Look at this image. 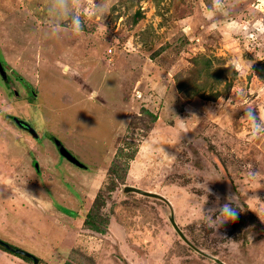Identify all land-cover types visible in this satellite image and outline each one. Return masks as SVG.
Segmentation results:
<instances>
[{"label": "rangeland", "instance_id": "rangeland-1", "mask_svg": "<svg viewBox=\"0 0 264 264\" xmlns=\"http://www.w3.org/2000/svg\"><path fill=\"white\" fill-rule=\"evenodd\" d=\"M59 2L0 0V239L38 264H264V132L242 120L264 118V0Z\"/></svg>", "mask_w": 264, "mask_h": 264}, {"label": "clouds", "instance_id": "clouds-1", "mask_svg": "<svg viewBox=\"0 0 264 264\" xmlns=\"http://www.w3.org/2000/svg\"><path fill=\"white\" fill-rule=\"evenodd\" d=\"M71 7L67 0H60L58 4L55 5V8L57 10L58 17L62 19H66L71 11ZM96 10L92 8L90 15H95ZM59 26V25H58ZM72 26L73 31L80 32L82 31L81 27V21L78 16L73 15L72 16ZM252 106L247 107L246 109V115L242 120H246L251 125L252 134L255 135L258 132H264V118L261 117L260 113L257 117V115H253L252 112ZM257 120H259V123H257ZM207 192H210V189L208 188L207 182L202 186ZM219 221L214 227H219L222 223L228 222V221H234L237 217V210L231 206L229 203H225L222 206L219 207Z\"/></svg>", "mask_w": 264, "mask_h": 264}, {"label": "trees", "instance_id": "trees-1", "mask_svg": "<svg viewBox=\"0 0 264 264\" xmlns=\"http://www.w3.org/2000/svg\"><path fill=\"white\" fill-rule=\"evenodd\" d=\"M140 15H141V12H140L139 10H137V12H136L135 15H134V17H135L134 21L137 20V19L140 17ZM209 63H210V60L207 59V61H205V65H207L205 68L208 67V64H209ZM186 80H189V78H186V79H185V78L182 77V76H180V77H179V76H178V77H175V80H174V81H175V84H176L177 90H179V91H181V92H185V91H186L187 86H188V84H187L188 82H187ZM218 93H219V91H215V93H211L210 95L206 96L205 98L210 99L211 97H215ZM214 95H215V96H214ZM200 96H204V95L200 93ZM209 96H211V97H209ZM153 118H155V116H153ZM119 156H122V149H119V150L117 151V155H116V157H119ZM128 159H129V158H127L126 161H125V167H126L127 164H128ZM112 168H113V169L115 168V164H114V163H112V165L110 166V169H112ZM87 216H88L89 219L87 218L88 221H86V224H88L89 227H90L92 230H95V231H97V232H103V231H104L105 227H102L101 224H102V223H105V221L103 222L102 220H100V222H99L98 220H96L97 217H95L94 215H91V214H88ZM0 249H2V250H4V251H7V252H9V253H12L11 251H9L8 249H6V248H5L3 245H1V244H0ZM14 255H16V256L22 258L23 260L27 261V262L30 263V264H33L32 259L29 258V257H27L26 255H23V254H14Z\"/></svg>", "mask_w": 264, "mask_h": 264}, {"label": "water", "instance_id": "water-1", "mask_svg": "<svg viewBox=\"0 0 264 264\" xmlns=\"http://www.w3.org/2000/svg\"><path fill=\"white\" fill-rule=\"evenodd\" d=\"M0 72L3 73V69L2 66L0 64ZM56 145L59 149V151L61 152L62 155H64L67 159H69L70 161H72L73 163L79 164V161L75 158V156L59 141L56 140ZM125 191H134V192H139V193H144V194H154V193H150L148 191H143L142 189L138 188V187H134V186H130V185H126L124 187ZM156 195V194H154ZM171 222L173 223V225H175L173 217H171ZM179 231V230H178ZM180 236L186 241L187 239L183 236V234L181 233V231H179ZM0 244L3 245L6 249H8L9 251H11L14 254H23L26 255L27 257L31 258L33 261V264H38L39 259L38 257H36L35 255H33L32 253L18 247L15 246L11 243L5 242L4 240L0 239ZM216 262L218 264H224L222 261H220L219 259H215Z\"/></svg>", "mask_w": 264, "mask_h": 264}, {"label": "crops", "instance_id": "crops-1", "mask_svg": "<svg viewBox=\"0 0 264 264\" xmlns=\"http://www.w3.org/2000/svg\"><path fill=\"white\" fill-rule=\"evenodd\" d=\"M0 150L2 153V160H0V194L3 198H8V196L11 194V191H13V188L9 183L15 181V169L13 168L12 162L9 161V157L14 155L13 146L11 145L10 148H7L6 145L4 148L1 147ZM8 162H10V164H8ZM5 188L10 189V193H7Z\"/></svg>", "mask_w": 264, "mask_h": 264}]
</instances>
